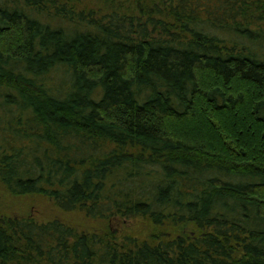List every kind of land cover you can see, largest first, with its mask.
Returning <instances> with one entry per match:
<instances>
[{
    "label": "trees",
    "instance_id": "16d2710c",
    "mask_svg": "<svg viewBox=\"0 0 264 264\" xmlns=\"http://www.w3.org/2000/svg\"><path fill=\"white\" fill-rule=\"evenodd\" d=\"M0 186L107 223L0 264H264V0H0Z\"/></svg>",
    "mask_w": 264,
    "mask_h": 264
},
{
    "label": "rangeland",
    "instance_id": "374dc122",
    "mask_svg": "<svg viewBox=\"0 0 264 264\" xmlns=\"http://www.w3.org/2000/svg\"><path fill=\"white\" fill-rule=\"evenodd\" d=\"M0 213L26 215L33 214V216L40 222H47L52 219H59L70 223L80 230L98 231L105 230L107 223L103 221L93 220L85 217L81 212H65L56 207L52 201L47 198L32 196L28 198L13 199L5 193L0 186ZM109 226L118 233L140 232L146 235L147 231L144 229V223L141 220H131L128 223H122V220L108 221ZM143 231V232H142Z\"/></svg>",
    "mask_w": 264,
    "mask_h": 264
}]
</instances>
